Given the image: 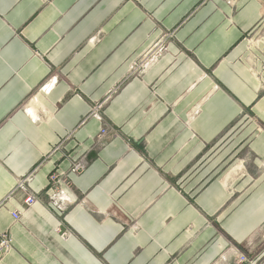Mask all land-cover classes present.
<instances>
[{
  "label": "crops",
  "instance_id": "crops-1",
  "mask_svg": "<svg viewBox=\"0 0 264 264\" xmlns=\"http://www.w3.org/2000/svg\"><path fill=\"white\" fill-rule=\"evenodd\" d=\"M263 31L264 0H0V202L38 168V202L0 209L13 238L0 264L264 253ZM168 33V52L132 75ZM54 171L71 181L63 209Z\"/></svg>",
  "mask_w": 264,
  "mask_h": 264
},
{
  "label": "built area",
  "instance_id": "built-area-1",
  "mask_svg": "<svg viewBox=\"0 0 264 264\" xmlns=\"http://www.w3.org/2000/svg\"><path fill=\"white\" fill-rule=\"evenodd\" d=\"M174 37V33H168L161 37L158 42L153 45L149 51L145 54L144 57H142L140 60L136 61L134 65L132 66V75H142L146 71H148L151 67H153L167 52H168V46H169V40H171ZM262 40L264 43V34H262ZM57 78L53 77L46 85H44L41 90L45 93H50L56 83ZM116 93L114 91L111 96ZM110 97L106 98L102 103L98 104L93 112V116L96 119H99L100 121H103V117L101 116L100 111L103 110L104 106L107 104ZM200 108H197L194 115L199 114ZM102 136L107 135L106 129H102L101 132ZM62 145L59 146L54 152L61 149ZM53 152V153H54ZM87 167V162L85 161H79L75 163L71 169L70 175L72 174H80L85 171ZM36 168L33 172H31L29 175L22 177L17 181V184L13 191L7 195V197L0 202V209L1 208H7L8 204L12 202V200L16 197L17 194L23 193L25 195L24 199V205L26 208L33 207L37 202V194L33 193L31 189L29 188V185L34 179V176L37 172ZM70 178L68 177V174L65 173H59V172H52L49 176V184L47 187V190L51 192V199L55 206L58 208L63 209L65 205H73V201L71 200V197L68 195L67 191L65 190V187H70ZM63 186H65L63 188ZM12 217L15 221H19L21 219L22 213L15 209L11 212ZM137 228L136 226H133V229ZM66 235V234H65ZM232 246V245H231ZM13 249V238L8 233H1L0 234V255L4 256L8 254ZM233 254L236 255V259L238 264H264V253L255 256V257H249L247 255L239 254L236 251V248L233 247L232 250Z\"/></svg>",
  "mask_w": 264,
  "mask_h": 264
},
{
  "label": "rangeland",
  "instance_id": "rangeland-1",
  "mask_svg": "<svg viewBox=\"0 0 264 264\" xmlns=\"http://www.w3.org/2000/svg\"><path fill=\"white\" fill-rule=\"evenodd\" d=\"M260 1H262V0H260ZM262 34H264V31L262 32ZM214 224L212 223V225L211 224H209V225H207V226H213ZM261 237H263V240H264V229H263V231L261 232Z\"/></svg>",
  "mask_w": 264,
  "mask_h": 264
}]
</instances>
